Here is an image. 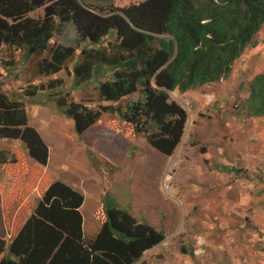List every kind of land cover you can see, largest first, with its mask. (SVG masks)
<instances>
[{
  "label": "trees",
  "instance_id": "trees-1",
  "mask_svg": "<svg viewBox=\"0 0 264 264\" xmlns=\"http://www.w3.org/2000/svg\"><path fill=\"white\" fill-rule=\"evenodd\" d=\"M114 1L0 0V51L10 55L0 68V142L19 141L41 167L48 165L49 147L29 124L28 104H52L73 121L80 139L101 124L106 133H118L132 145L143 138L171 157L189 118L172 94L229 78L264 29V0H137L126 7ZM41 10L42 17H33ZM69 27L75 38L58 43ZM76 56L68 91L60 79L20 91L6 88L11 76L18 78L14 69L20 65L28 64L35 77L51 78ZM90 84L93 98L77 102L72 91ZM245 112L248 118L264 117V71L249 83ZM88 155L110 186L118 167L89 148ZM0 163L8 165L0 197L15 202L27 190L36 198L15 236L0 235V264H137L165 241L164 232L109 195L84 229L82 193L50 181L17 154L9 160L1 153Z\"/></svg>",
  "mask_w": 264,
  "mask_h": 264
},
{
  "label": "rangeland",
  "instance_id": "rangeland-1",
  "mask_svg": "<svg viewBox=\"0 0 264 264\" xmlns=\"http://www.w3.org/2000/svg\"><path fill=\"white\" fill-rule=\"evenodd\" d=\"M136 1L115 0L114 4L126 7ZM42 16V10L33 14V17ZM74 38L75 31L69 27L66 35L57 42L66 43ZM9 56L0 51L1 69L2 60H10ZM15 57L18 59L21 55ZM77 61L78 56L66 71L51 78L35 77L33 68L25 63L14 69L18 78L11 76L6 86L20 91L31 89L33 85H46L51 79H60L68 91L74 84L70 73ZM263 71L264 29L235 63L229 78L184 94L179 91L172 94L189 117L181 145L175 156L169 159L162 178V199L169 204L167 207L172 206L173 212L168 213L170 208L167 210L166 206L164 210L153 206L147 214H142L123 206L136 219L164 232L166 237L137 264H264V117L248 118L245 112L249 83ZM79 90L72 92L76 95ZM40 94L43 99L44 93ZM91 98L93 95L82 101ZM36 105L28 104L27 107ZM93 107H97V103H93ZM107 137L114 139L113 134L106 133L107 142ZM140 140L143 145L147 144L143 138L136 143ZM87 142H93L92 146L96 144L92 136ZM124 143L122 148L120 141L110 143L118 151L116 154L108 151L106 142H100L98 146L102 156H109L120 164V167L116 166L121 175L132 167L134 159V151L129 148L133 145ZM145 152L148 156L151 153L146 149ZM172 163L176 166L169 181L170 189L166 190V176ZM148 179L153 187L151 182L155 183V177ZM131 187L132 184L128 186ZM151 193L150 203L161 201ZM41 194V190L35 192L37 197ZM29 196L27 190L21 191L11 206L15 211L22 207L26 215L36 201L34 195ZM123 198L120 197L123 204L132 202L126 193ZM3 215L4 205L0 202V227Z\"/></svg>",
  "mask_w": 264,
  "mask_h": 264
},
{
  "label": "crops",
  "instance_id": "crops-1",
  "mask_svg": "<svg viewBox=\"0 0 264 264\" xmlns=\"http://www.w3.org/2000/svg\"><path fill=\"white\" fill-rule=\"evenodd\" d=\"M7 88L13 90L9 85H7ZM88 90H91L90 95H95V84L84 86L79 91H76V95L72 92V97L77 102H82L87 96H90ZM27 113L30 126L34 127L41 134L49 147L48 165L46 167H41L30 159L25 154L24 145L19 141L0 142V154H6L9 160L13 154H17L29 168L40 172L50 181H61L82 193L85 197L81 209L84 229L89 225L106 195L115 199L120 206H128L130 209H134L142 214H147L153 206L161 210H164L166 206L167 210L170 208L168 213L173 212L172 206L167 207L169 204L162 199L163 191L161 184L165 167L169 163V159L175 156L180 146H178L173 156L165 157L154 153V151H152L153 149L146 143L143 145L141 140L133 146L128 144L130 146V151H134L132 167H130L128 171L125 170L122 175L118 172L112 185L106 187L103 182L102 173L92 167L87 150L89 148L95 153L102 154L98 146L100 142H106L110 153H118V151L110 145V143L114 144L120 141L121 148L124 147L126 143H124L118 133H113L114 139L112 137H107L109 139L107 142L105 138L106 132L102 125L98 124L80 139L75 132L73 121L60 115L57 110L52 108V104L42 103L38 106L27 107ZM90 136L95 139V146H92L93 142H87ZM145 149L151 152L149 156L145 152ZM105 157L120 167V164L109 158V156ZM7 173L8 165L0 163V184ZM149 177H155V183L151 182L153 187L149 185ZM90 183H96L97 187L96 184L92 186ZM130 184H132V187L128 188ZM150 191L152 195L160 197L161 201L150 203ZM125 193L131 197L130 200L132 202L129 204H123L120 200V197L122 196L123 198ZM0 202L4 205V215L0 227V231L2 232L0 235L10 240L23 226L30 214L33 213L35 207L25 215L22 207H19V209L15 211L13 206H11L13 202L9 201L7 198L0 197ZM132 212L137 216L133 210ZM167 224L168 223H166V227Z\"/></svg>",
  "mask_w": 264,
  "mask_h": 264
},
{
  "label": "built area",
  "instance_id": "built-area-1",
  "mask_svg": "<svg viewBox=\"0 0 264 264\" xmlns=\"http://www.w3.org/2000/svg\"><path fill=\"white\" fill-rule=\"evenodd\" d=\"M174 166H176V164L172 163L170 165L169 169H168V173H167V176H166V181L168 183H166V185L164 186V188L166 190H169L170 189V183H169V181H171L172 178H173L172 176H173V172H174V168H175Z\"/></svg>",
  "mask_w": 264,
  "mask_h": 264
}]
</instances>
